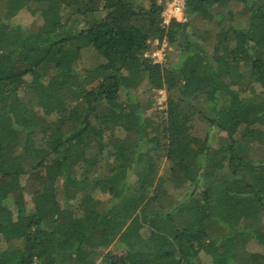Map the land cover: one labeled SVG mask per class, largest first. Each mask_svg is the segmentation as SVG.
<instances>
[{
  "label": "trees",
  "instance_id": "1",
  "mask_svg": "<svg viewBox=\"0 0 264 264\" xmlns=\"http://www.w3.org/2000/svg\"><path fill=\"white\" fill-rule=\"evenodd\" d=\"M161 14L0 0V264H264V0Z\"/></svg>",
  "mask_w": 264,
  "mask_h": 264
},
{
  "label": "rangeland",
  "instance_id": "2",
  "mask_svg": "<svg viewBox=\"0 0 264 264\" xmlns=\"http://www.w3.org/2000/svg\"><path fill=\"white\" fill-rule=\"evenodd\" d=\"M18 22L19 23H21V25H25V26H33L35 23H36V18L35 17H33L28 11H23L22 13H20V15L18 16ZM163 48H165L164 46L163 47H161V48H159V49H163ZM157 48H156V46H155V44H154V51L156 50ZM165 54L167 55V56H164L163 58H162V64L163 63H166L167 61H168V58L167 57H169L168 56V54L171 56H173V60L174 61H177V59H178V56L176 55V54H173V50L171 49L170 51H169V48H168V45H167V47H166V49H165ZM175 55V56H174ZM171 56V57H172ZM27 80H28V82H29V84H31V85H34V81L32 80V78L31 77H27ZM139 95H150V94H143V90H140L139 91ZM143 97H145V98H143V99H145V100H148L147 98L149 97V96H143ZM152 98L154 99V101H153V109L149 112V115L152 117L153 116V114H155L156 112H158L159 113V111H162V109L164 108V105L162 106L161 104H160V100L158 99V96H157V93L155 92H153V94H152ZM196 132L200 135V136H203V137H209V139H210V142H211V145L214 147V148H220V147H223V144H224V142H225V140H226V134L225 133H222V132H220L219 130H217V129H215V128H212V127H210V126H208V125H206V124H201V123H199V124H197V126H196ZM116 142H114V144H115ZM166 167H168V165H166ZM29 199V198H28ZM101 200H103V201H107L108 199H107V197L106 196H101ZM214 254V252H210V255H213ZM207 258H209V257H203V260L205 261V260H207L208 262H209V259H207Z\"/></svg>",
  "mask_w": 264,
  "mask_h": 264
},
{
  "label": "built area",
  "instance_id": "3",
  "mask_svg": "<svg viewBox=\"0 0 264 264\" xmlns=\"http://www.w3.org/2000/svg\"><path fill=\"white\" fill-rule=\"evenodd\" d=\"M189 0H157V5L162 8V26L168 28L170 24L174 21L182 22L185 19L186 5ZM156 50L152 53H148L145 57L151 58L155 64H162V58L165 56V49L167 47V42L160 41L155 42ZM165 47L162 50L161 47ZM160 104L163 106L167 101V93L165 90H159L156 92Z\"/></svg>",
  "mask_w": 264,
  "mask_h": 264
}]
</instances>
